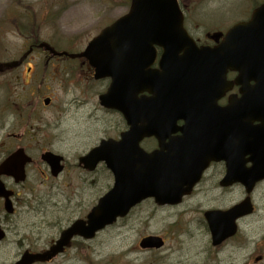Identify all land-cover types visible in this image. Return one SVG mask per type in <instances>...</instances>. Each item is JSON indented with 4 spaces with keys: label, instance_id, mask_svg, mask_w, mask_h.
I'll return each mask as SVG.
<instances>
[{
    "label": "rangeland",
    "instance_id": "1",
    "mask_svg": "<svg viewBox=\"0 0 264 264\" xmlns=\"http://www.w3.org/2000/svg\"><path fill=\"white\" fill-rule=\"evenodd\" d=\"M130 1L0 0V64L23 58L17 66L7 67L4 74H0V159L20 144L7 135L11 129L16 132L22 126L16 112L25 114L32 126L39 128L34 133L38 136L36 139L28 137L25 140L28 145L33 148L41 142L42 146L37 147L49 148L67 158L64 174L46 197L49 199L46 213L38 209L41 189L27 186L21 190L16 199V212L6 219L11 229L7 238L0 242V264H14L21 251L30 247L29 243L41 248L46 242L57 239L75 219L86 218L98 199L114 184L111 172L104 165L89 173L78 166L79 157L99 143L105 130L112 131L110 126L117 121L116 115H108L99 108L103 85L85 81L79 65L73 61L48 58L40 49L29 52L31 43L42 38L60 50L80 52L104 27L128 12ZM262 1L251 0L247 4L245 0H182L186 4L189 22L201 21L212 29H223L247 18L252 8ZM26 24L29 30L23 28L22 25ZM47 97L53 99L50 106H46L50 104L49 99L44 105ZM6 102L13 103V110L5 107ZM31 155L37 163L30 169L32 175L28 183L34 184L33 179H42V171L48 165L42 163L39 151H32ZM245 196V189L238 186L237 190L222 192L221 202L216 206L228 208ZM252 197L255 212L240 222L242 233L219 254L220 262L217 250L212 249L211 233L200 222V212L188 207L191 205L181 210L177 207L154 210L147 202L99 232L93 240H78L74 247L55 260L41 264H171L177 256L173 254L172 257L168 252L181 246L176 240L168 244L167 252L138 248L140 235L150 226L148 219L144 222L141 219L150 214L154 216V230L157 231L165 230L169 221L177 220L163 218L164 215L174 214L180 221L186 220L184 227L180 223L181 237L189 242L193 234L197 239L191 240L190 249L188 244L186 250L193 254L215 251L211 256L212 264H264V182L256 187ZM185 210L189 213H184ZM186 244L185 241L183 247ZM259 256L262 259L256 261Z\"/></svg>",
    "mask_w": 264,
    "mask_h": 264
},
{
    "label": "water",
    "instance_id": "2",
    "mask_svg": "<svg viewBox=\"0 0 264 264\" xmlns=\"http://www.w3.org/2000/svg\"><path fill=\"white\" fill-rule=\"evenodd\" d=\"M184 17L177 0H132L127 14L117 19L102 30L88 45L83 53L95 67V78L111 77L109 90L100 96L106 107L122 111L130 130L123 134L120 141L103 140L80 161L85 167L95 169L100 161H106L115 176L114 187L103 197L88 215L87 221L75 223L63 233L54 253L62 250L63 245L75 234L92 238L99 230L113 224L119 216L126 215L130 209L142 199L154 196L158 203L178 202L183 194L189 193L200 175L196 169L187 171L184 155H170L165 148L151 155L145 154L140 140L147 133L146 124L153 117L157 108L162 112L165 107L176 112L175 104L186 103L179 96H199L202 91L200 78L207 71L206 66L214 64L213 71L222 76L228 69L238 70L240 81L255 78L259 81V91L250 97L252 90L243 89L244 96L238 103H244L250 109L253 118L260 120V129L249 131L251 122H243L238 111L237 126L242 129L236 139L234 150L237 156H220L227 161L228 177L240 182L251 193L256 183L264 179V5L256 9L248 22L235 25L228 33L227 39L220 47L199 48L184 29ZM156 46L163 48L160 68L154 69ZM49 48V47H48ZM51 49V48H49ZM214 55L215 59L205 60L201 56ZM192 85H184L187 82ZM148 91L152 97L141 100L142 134L136 133V94ZM190 101L192 97L190 96ZM49 101L46 100V103ZM251 106V107H250ZM250 119V118H248ZM225 152L231 151L234 142H222ZM163 146V143H161ZM176 153V152H175ZM249 154V158L246 155ZM43 159L51 166L53 175L63 170V157L51 151L43 154ZM190 161L200 158L198 152L188 155ZM141 160L143 168L135 169ZM29 159L23 150L4 161L0 166V174L14 175L17 180L25 178V165ZM253 163L247 167L246 163ZM148 164V165H147ZM151 164V165H149ZM0 180V196L7 198L5 206L13 212L9 196ZM253 212L251 198L227 211H211L206 215L210 223L214 244H220L237 232V219ZM5 232L0 225V240ZM155 240V238H149ZM39 255H25L16 264H27Z\"/></svg>",
    "mask_w": 264,
    "mask_h": 264
},
{
    "label": "flooded vegetation",
    "instance_id": "3",
    "mask_svg": "<svg viewBox=\"0 0 264 264\" xmlns=\"http://www.w3.org/2000/svg\"><path fill=\"white\" fill-rule=\"evenodd\" d=\"M179 1H180L181 7L183 8L185 12V21H184L185 28L188 31L189 35L195 40V42L197 43L199 47L214 48L224 42L226 35L228 31L231 29V27L233 26V24L227 27H225L226 24L224 25L211 24L210 26L213 25V26H218V27H225L223 29H212V28H207L209 24H203L201 23V21H199L198 23H191L189 22V14L187 10L185 9L186 4H184L182 0H179ZM247 1L249 2L251 0H247ZM261 3H264V1L260 2L257 6L252 8L250 12V16L247 19L251 17L252 11L255 8H257ZM35 41L31 43V48L32 49H42L41 47H39L41 45L40 44L41 38L36 39ZM42 51L48 55V58L52 57L49 54V52H47L45 49H42ZM78 53H81V51L71 53V54H76V56H73L70 54L60 55L61 56L60 58L65 59V60H70L78 64L81 69L80 72H82V78L85 81H89L93 84H102L103 89H104L103 93L106 92L110 86L111 79L110 78L95 79L94 68L90 65L86 57L80 56ZM55 57H59V56H55ZM162 57H163L162 49L157 48L156 61L153 65V68L159 67V62L162 59ZM0 74L2 75L4 74V72L2 71L0 72ZM237 76H238V72L236 71L230 70L227 73L226 83H227L228 89L224 91V93H222L219 83L214 78L208 77L205 81H203V86L206 88L204 91L207 90L208 92L205 104L201 105L194 112L185 114V117L178 118L175 121V123L173 122L174 120H173L172 112L166 113V121L160 126H158L157 120L152 121V126H153L152 128L161 133V136H163L164 138V139L161 138V140L162 141L164 140V142L168 145L172 153L174 152V147H175L173 142L181 140L183 142H186V144L182 146L183 149H185L183 151L189 154L190 142L196 140L197 136H200L204 142L205 147L203 148V150L205 152L198 161H194L192 163L195 166H202V167L205 166V167L201 174V178L199 182L194 186L192 193L190 195L184 196L180 203L160 205L154 200V198H148L144 200L142 203H140L137 207H140L144 203H147V202L153 205L154 210H158L160 208H165V207H175L176 208V207L182 206V207H185V209H187L188 207H192L197 212L201 213L200 218L202 217V220H200V222L204 223L207 227L208 223H207L205 211L208 209H212V208H219L216 205L221 202L222 192L223 193L231 192V191L237 190L238 186H241V184H238L234 181L233 182L230 181V183L226 185L223 184L225 181V176L228 172L227 162L225 160H217L215 158L216 153L214 151L216 141L226 140V141L232 142L236 140L237 138V132H238L237 119L234 118L231 120H224V121L221 120L222 118L221 110L227 108L228 106H230L231 114L236 116V107H237L236 102L240 98V86L236 82ZM251 84H255V81H252ZM217 87H219V91ZM145 94L150 95L149 93H139V95L137 96V99H141L142 96H145ZM47 98L50 100V104L46 106H50L53 103V99L51 97H47ZM5 106L13 110V103L6 102ZM99 108L106 114L111 115V116L116 115L117 117L116 123H113L112 126H110V128H112V131L105 130V134L100 139V141L104 138H111V137L116 138V139L121 138L122 135L129 129V126L127 124V121L124 115L119 111L107 109L101 106V104L99 105ZM15 114L16 116L19 115L22 126L16 132L13 131L14 129H11V131L7 133L9 138L17 139L18 142H20L18 146H15V149L12 152H14L19 147H23L25 148V151L29 154V156L32 158V160L26 166L25 172L27 174V177L25 181H23L22 183L16 182V180L11 176H2L1 178L4 180L8 189L14 191V194L12 196L13 205L15 207L14 213L16 212V206H17L16 199L17 197L21 195V190L27 189V186H31L30 189L32 188L41 189L42 194L40 196L38 209L40 212L46 213L48 204H49V199H46V197H49L50 195L49 191L55 187L54 184L56 183V181L60 178L62 174H64L66 166H67V158L63 156L64 163H65V169L63 173L60 174L59 176L52 175L49 165L46 164V162L43 160L42 163L48 166L46 170L42 171V175H43L42 179L37 180L35 178L33 179V181L35 182L34 184L28 183L32 175V173L30 172V169L32 168L33 165L37 163V160H35V158L31 155L32 151H39L40 156H41L44 152L50 151L51 149L44 148V147L43 148L37 147V146H42L41 142H39L40 141L39 138H38V142L40 143L39 145L38 143H36L37 146H34L33 148H32V145H28L29 143H26L25 140H27L28 137H32L36 139L38 136L35 135L34 133L36 131L38 132L39 128L35 127V125L32 126L30 121L26 119L25 114L21 112H16ZM34 116L35 115L32 114V117ZM34 121H37V120H34ZM190 121L192 122L191 125H189ZM258 123H259L258 121H255L252 127L257 126ZM137 126H138V131L140 132L141 126H142L141 119H138ZM193 132L197 133L198 135H191V133ZM23 141L26 144H24ZM140 144L143 147V149H145L147 152H154V151L161 149L160 139L156 134L144 136ZM38 161L40 162V160ZM188 163L190 162L188 161ZM78 166H80L85 172H88V173L91 172V171L84 169V167L80 164ZM193 170H195V167H187V171H193ZM48 181H50V183H48ZM62 184H65V183H62ZM83 184L86 185L87 181L84 182ZM217 191H220L221 193H218ZM188 205H191V206H188ZM4 206H5L4 199H0L1 223H2L3 228L8 232L11 228H10V225L7 223L6 219L9 216H12L14 213L12 214L7 213ZM69 210H71V208H69ZM184 213H189V212L185 210ZM178 216H180V214ZM164 217L166 218L173 217L174 219H177V220H175V222L169 221L167 223L165 230L157 231V230H154V222H155L154 216L152 217V215L150 214L149 216L145 218V215H143L141 221L144 222L146 219H148V221L150 222V226L148 227V231L141 234L142 236L140 235L138 239V248L140 250L150 251V252L163 250L167 252L165 249H168V244H170V242L172 241L175 242L176 240V242L181 244V246L177 247V249H173L170 252H168V253H172L171 255L172 257H173V254L177 256L176 259L174 258L175 262H172L171 264H212L211 256L213 255L215 251H212L210 253L207 252L208 254L199 252V253H195L191 255V252H188L186 250V247L188 246L191 240L197 241V239H195V235L193 234L189 237V242L187 238L181 237L183 234V231L181 230V224H183L182 227H184L186 220L180 221L179 218H175L174 214L165 215L163 216V218ZM77 219H80V218H77ZM243 219L245 218H242L238 221V233L234 237L227 239L221 245H218V246H213L212 244L213 246L212 249H216L218 252L217 260L219 262L221 261L219 259V254L225 249V247L227 246V244H229V242L237 239L242 233L240 232L241 231L240 222H242ZM190 221L193 222L194 220L190 219ZM152 234L162 237L164 241L163 247L150 248V249L149 248L144 249L142 247L143 238L148 235H152ZM174 234H176L177 237H175ZM79 239L84 242H89L88 240H85L82 237H75L71 241V244H72V245L70 244L71 247H74L77 244ZM55 241L56 239H53L51 242H48V243L46 242V244L41 248H39L38 245H34L35 243H29L31 245H29L30 247L24 250V253H29V252L33 254L40 253V254H45V257H47L49 254H51L50 248L52 247ZM185 241L187 244L186 246L183 247ZM211 243H212V240H211ZM195 244L196 243H194L193 246H195ZM69 248L70 247H67L65 249V252ZM189 249H190V244H189ZM45 257H43L42 259H44ZM41 263H44V262H41ZM214 263H215V260H214Z\"/></svg>",
    "mask_w": 264,
    "mask_h": 264
}]
</instances>
